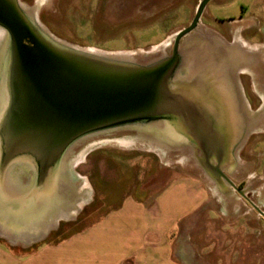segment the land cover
<instances>
[{
  "label": "rangeland",
  "instance_id": "1",
  "mask_svg": "<svg viewBox=\"0 0 264 264\" xmlns=\"http://www.w3.org/2000/svg\"><path fill=\"white\" fill-rule=\"evenodd\" d=\"M19 1L27 16L54 41L94 54L127 56L144 66L169 54L175 34L187 26L199 3L105 0L101 8L100 0ZM204 16L197 32L182 43L183 49L193 46L183 54V74L175 78L189 80L191 73L199 74L202 65L215 59L214 64H224L236 81L242 80L243 87L239 85L240 93L232 100L224 166L233 180L242 182L256 171L264 175V45H235L239 40L236 24L227 25L226 36L231 40L222 41L214 19L247 24L254 17L264 18V0H213ZM245 38L253 44L264 42L260 34L248 33ZM235 54L242 59L235 60ZM200 161L202 157L194 155L187 140L162 121L85 136L67 149L52 181L41 190L32 192L36 172L28 164L17 162L6 169L5 186L0 188V229L6 232V240L19 247L31 244L24 239L35 238V247L45 235L52 241L87 228L126 195L152 198L174 180L192 175L208 188L209 201L180 224L179 253L185 254L189 264H264V219L255 218L254 213L234 219L241 209L239 194L233 189L221 191ZM9 183L15 191L9 192ZM243 186L245 182L239 187ZM240 221L241 225L235 224Z\"/></svg>",
  "mask_w": 264,
  "mask_h": 264
},
{
  "label": "water",
  "instance_id": "2",
  "mask_svg": "<svg viewBox=\"0 0 264 264\" xmlns=\"http://www.w3.org/2000/svg\"><path fill=\"white\" fill-rule=\"evenodd\" d=\"M208 1L200 4L193 24L176 36L177 43L196 27ZM176 61L174 55L137 65L127 56L58 43L27 16L18 0H0V171L24 162L39 180L50 183L64 153L79 139L152 121L210 145L205 129L213 122L192 117L185 85L172 87ZM221 154L220 162L227 158V147ZM217 172L246 199L232 180Z\"/></svg>",
  "mask_w": 264,
  "mask_h": 264
},
{
  "label": "crops",
  "instance_id": "3",
  "mask_svg": "<svg viewBox=\"0 0 264 264\" xmlns=\"http://www.w3.org/2000/svg\"><path fill=\"white\" fill-rule=\"evenodd\" d=\"M236 25L241 44L264 45V42L250 43L245 38L248 33L264 36L263 17H254L247 24L241 20ZM233 182L237 186L245 182L241 189L246 199L264 213V175L259 176L256 171L247 180ZM238 199L242 213L235 212L238 218L234 219L252 213L255 218L261 216L244 197L239 195ZM208 201V188L199 178L186 175L169 183L152 198L143 194L126 195L99 222L65 239L50 241L45 235L35 242V247L27 239L26 243L31 244L19 247L6 240V232L0 229V264H189L185 254L179 253L180 248L176 247L180 224L189 221L198 210L202 211ZM238 223L242 222L235 224Z\"/></svg>",
  "mask_w": 264,
  "mask_h": 264
},
{
  "label": "flooded vegetation",
  "instance_id": "4",
  "mask_svg": "<svg viewBox=\"0 0 264 264\" xmlns=\"http://www.w3.org/2000/svg\"><path fill=\"white\" fill-rule=\"evenodd\" d=\"M32 1L33 0H26V3L28 4L29 2H32ZM62 1L63 0H59V3L60 2L62 3ZM203 1L204 0H199L194 16L193 18L189 20V23L187 24V26L181 28L175 34V37L172 43L170 44L171 50L169 54L163 55V57L159 59L158 61H156L155 64L163 62L167 59H170L174 55H176L177 61H176V67L174 70V75H173V81H172L173 86L172 87L175 89H180L181 87L180 85H185L184 87L188 90L190 106L192 107V110H193L192 117L202 118L204 120L213 122L209 128L205 129V132L208 135H210V137L212 138V143L210 145L208 143H206V145L197 144L188 138H185V140H187L188 146L191 147L194 155L200 154V156L202 157V161H200V163L203 169L205 170V172L208 174V176L217 183L221 191L226 192L227 190H230L232 188L229 186L227 181L220 174H218L217 171L219 169L225 176H227L233 182V179L231 178L229 173L225 171L224 166L226 163V159H224L223 161L221 159L222 162H220V157H222L221 152L225 150L230 140V135H231L230 131L232 130L231 128L232 119L231 118L233 115L231 105L232 104L235 105L234 104L235 102L232 100L236 99L238 92L240 93L239 85L243 87V82L242 80L236 81L233 78V75L229 72L230 70L225 69L224 64L222 65H220V63L214 64L215 59L212 60L213 64H207L204 66L202 65L203 70H200L199 74L191 73L192 78L189 80H178L175 78V76L178 75L179 72H180V77H181V74H183L182 73L183 70H181L183 68L182 66L183 54L186 51L188 52V49L193 46V44H190L188 49L187 48L183 49L182 43L189 35L197 32L199 24L203 23L202 20L205 18L204 13L206 12V10H208V5L213 0H209L207 2L205 8L202 11V14L199 18V21L196 27L190 33L184 35L178 41V43L176 42V36L183 30L188 29L193 24L197 16L200 4ZM106 3L107 2L105 0L99 1L101 8H104ZM208 13H209V18H211L209 11ZM40 18L42 19L43 17L41 16ZM214 21L218 24V27L221 28V29H218L221 31H218V30L217 31L221 34L222 41L231 40L229 36H226V28L228 27L227 25L236 24L237 21L235 19H228V20H223V21L214 19ZM104 52L112 53V52H107V51H104ZM250 99H252V104H253L252 95L250 96ZM233 113H234V110H233ZM212 152H214L215 154ZM6 169L7 167L3 170V172L0 171V188H4L5 186L4 183L2 182L3 180H5L4 175H5ZM12 183L8 184L9 192L10 190L15 191L13 189H16L14 184ZM45 183H46L45 181H41L38 179V177H36L35 187L32 192L41 190ZM236 187L238 190L242 191L241 187L237 185ZM17 200L19 202L21 201V199L20 200L17 199Z\"/></svg>",
  "mask_w": 264,
  "mask_h": 264
},
{
  "label": "bare ground",
  "instance_id": "5",
  "mask_svg": "<svg viewBox=\"0 0 264 264\" xmlns=\"http://www.w3.org/2000/svg\"><path fill=\"white\" fill-rule=\"evenodd\" d=\"M235 45H237L238 47H240V42L239 41H237V43L235 44ZM242 45V44H241ZM235 60H240V59H242V56H241V54H239L238 56L235 54ZM257 194H258V192H257ZM79 209L80 208H78L77 210H74L73 212H72V217H74L77 213H78V211H79ZM71 215V214H70ZM69 215V216H70ZM47 230L48 229H44V232H47ZM33 238V237H32ZM24 240H26V239H24ZM34 240H36L35 238H33V239H27V242H33Z\"/></svg>",
  "mask_w": 264,
  "mask_h": 264
},
{
  "label": "trees",
  "instance_id": "6",
  "mask_svg": "<svg viewBox=\"0 0 264 264\" xmlns=\"http://www.w3.org/2000/svg\"><path fill=\"white\" fill-rule=\"evenodd\" d=\"M101 219V218H100ZM100 219L99 220H97L96 222H94L93 224H95V223H97V222H99L100 221ZM92 224V225H93ZM91 226V225H90ZM90 226H88V227H90ZM83 230V229H82ZM82 230H79V231H82ZM79 231H74L73 233H77V232H79ZM66 237H68V236H66ZM66 237H63V238H61V239H65ZM59 241V240H58Z\"/></svg>",
  "mask_w": 264,
  "mask_h": 264
}]
</instances>
